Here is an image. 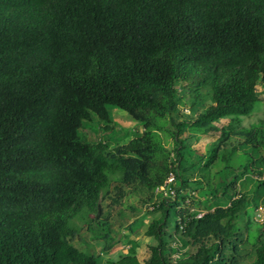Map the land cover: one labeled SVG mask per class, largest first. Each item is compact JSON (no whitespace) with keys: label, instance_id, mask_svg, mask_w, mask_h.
Instances as JSON below:
<instances>
[{"label":"trees","instance_id":"1","mask_svg":"<svg viewBox=\"0 0 264 264\" xmlns=\"http://www.w3.org/2000/svg\"><path fill=\"white\" fill-rule=\"evenodd\" d=\"M257 85L264 0H0V264H102L77 221L110 249L125 194L151 242L105 264H264Z\"/></svg>","mask_w":264,"mask_h":264},{"label":"rangeland","instance_id":"2","mask_svg":"<svg viewBox=\"0 0 264 264\" xmlns=\"http://www.w3.org/2000/svg\"><path fill=\"white\" fill-rule=\"evenodd\" d=\"M256 88L260 94V104L258 103L259 106H258V104H256L254 109L250 112V114L248 116H244L242 118V123L244 125H249L252 122H257L260 120H262L264 122V87H262L261 85H257ZM180 108L184 113H186V114L189 113L187 106H181ZM111 113H112L113 119L116 122H118L120 127L123 126V129L125 128L126 130H128L127 132H129V130L132 131L133 129H136V130L141 129V127L136 126V121H134L127 114L126 111H124L118 107H113L111 110ZM222 122H224V121L218 122L216 124L221 125ZM95 126H96V124H95ZM93 128H95V127H93ZM120 132H118V133H120ZM187 133H188V131L183 133L184 136ZM217 134H218L217 132H210V133H206V134H201L199 139L192 141L191 146L193 148H195L197 151L203 152L206 150L208 145L216 138ZM160 137H161L163 143L165 144V146L167 148H171V146H172L171 138L164 133H160ZM126 139H124V140L122 139L121 142H124ZM121 200H122L121 204H113V205H110L109 207L107 206V204L110 202V200H107L104 203V208L102 211V213H106L107 211H110L111 226L114 230L115 237L117 239H119L116 241V243L110 249H106V250L101 249V247L103 246V241L100 239L97 240L94 238V236L90 232V230L86 229V223H84L83 220L77 221L78 225L80 226L79 233L77 234V236L79 235L80 240L77 241V244H79V243L81 244L82 239H86L88 242H90L91 243L90 250L96 251L101 256L102 264H105V261L107 258L115 259V258H117L119 253L127 252V249L130 246V242L128 241V239H132V240H135L138 242V246L136 247V251H137V257L139 260H143L147 256L146 247H147V244H149L151 242L150 241L151 238L148 237L147 235H145V229H146V225L148 224L150 218L153 217V215L152 214L145 215L146 212H145L144 208L141 209L140 213L139 212L138 213L133 212L129 208H126L129 205H134V206L139 205L140 201H139V196H137V195L125 194V196ZM121 208H126V209H124L125 210L124 215L129 214L128 217L124 218V217L117 214L116 210H119ZM200 214H203V212H201ZM254 214H256L255 218L261 222L264 218V205L260 204V206H258V208L254 211ZM137 215L139 217L144 215L143 221L140 222L139 220H137V222H135L136 224L133 226L134 231L131 232L128 229H126L125 225L128 222L132 221L133 218H136ZM102 218H103V216L101 215L99 219H102ZM127 218H128V220L126 221ZM72 221H74V220H72ZM170 225H171V227L169 228V230H172L173 218H171V224ZM255 228H256V226L253 225V227H252V234L253 235L255 234ZM249 238H250L249 240L252 241V237L250 236Z\"/></svg>","mask_w":264,"mask_h":264},{"label":"built area","instance_id":"3","mask_svg":"<svg viewBox=\"0 0 264 264\" xmlns=\"http://www.w3.org/2000/svg\"><path fill=\"white\" fill-rule=\"evenodd\" d=\"M263 178H264V176H263ZM173 179H174V175H173V174H170V175L168 176V178L166 179V182H170V181H172ZM160 189H163V186H161Z\"/></svg>","mask_w":264,"mask_h":264}]
</instances>
